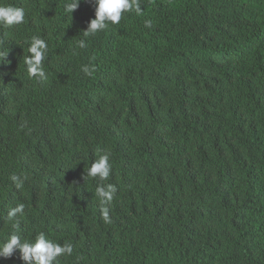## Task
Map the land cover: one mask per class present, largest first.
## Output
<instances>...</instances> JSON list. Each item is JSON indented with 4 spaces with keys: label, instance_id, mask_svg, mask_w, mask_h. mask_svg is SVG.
<instances>
[{
    "label": "trees",
    "instance_id": "1",
    "mask_svg": "<svg viewBox=\"0 0 264 264\" xmlns=\"http://www.w3.org/2000/svg\"><path fill=\"white\" fill-rule=\"evenodd\" d=\"M68 2L0 0L25 12L0 24V245L43 232L72 245L59 264H264V0H137L87 37L94 3ZM105 152L110 176L85 177Z\"/></svg>",
    "mask_w": 264,
    "mask_h": 264
},
{
    "label": "clouds",
    "instance_id": "2",
    "mask_svg": "<svg viewBox=\"0 0 264 264\" xmlns=\"http://www.w3.org/2000/svg\"><path fill=\"white\" fill-rule=\"evenodd\" d=\"M95 5V18L88 23L87 29L83 32L85 37L95 35L99 31L105 30L109 24H119L122 16L126 12L135 11L141 14L142 9L137 0H91ZM81 0H70L66 3L65 11L73 14L79 7ZM25 12L23 8L15 6H0V24L10 27L20 25L24 22ZM146 27H151L150 20L145 21ZM80 48L86 47L85 41L81 40ZM48 45L44 39L33 37L31 40L28 52L30 55L25 58L27 71L30 76L40 80L47 79L43 67V61L46 57ZM82 71L86 75H91L95 68L84 66ZM112 171L110 163V154L105 152L96 159L90 168H88L85 177L98 178L103 181L106 180ZM84 177V178H85ZM13 181H17V177H12ZM17 187L20 184L17 183ZM112 185H98L97 194L101 199V214L105 222L109 221V208L107 205L112 200ZM24 212V205L18 204L8 212V219L13 220L19 214ZM18 227V224L15 225ZM17 251L20 253V259L24 264H59V258L62 256H69L73 252L71 244L65 243L63 245L48 239L46 234L40 232L36 235L33 242L22 240L19 235L12 234L10 238L0 245V258H11Z\"/></svg>",
    "mask_w": 264,
    "mask_h": 264
}]
</instances>
